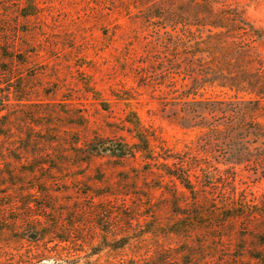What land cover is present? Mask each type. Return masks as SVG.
<instances>
[{
  "label": "rangeland",
  "instance_id": "obj_1",
  "mask_svg": "<svg viewBox=\"0 0 264 264\" xmlns=\"http://www.w3.org/2000/svg\"><path fill=\"white\" fill-rule=\"evenodd\" d=\"M206 13L228 17L225 31L245 29L232 23L239 19L260 31L256 40L238 38L237 58L264 74V0H0V66L8 73L0 79V264L264 259V215H223L264 205L263 151L252 140L239 142L244 155H232L233 138H246L233 116L195 114L194 125L208 128L202 135L168 121L187 109L178 101L184 85L211 66L207 55L168 49L165 30L179 14L195 25ZM207 30H199L203 39ZM255 87L264 107V79ZM192 93L251 98L200 84ZM130 112L172 154L158 157L191 165L192 194L131 154ZM26 217L46 231L37 242L17 239L21 224L13 221Z\"/></svg>",
  "mask_w": 264,
  "mask_h": 264
},
{
  "label": "trees",
  "instance_id": "obj_2",
  "mask_svg": "<svg viewBox=\"0 0 264 264\" xmlns=\"http://www.w3.org/2000/svg\"><path fill=\"white\" fill-rule=\"evenodd\" d=\"M33 13L24 15V17L32 16ZM183 16L179 14V17L175 19V22L172 23L173 28L171 31L165 30V37L168 41V49H174L177 51L192 50L193 52L185 54L188 58H195L197 56H205L209 59V66L211 69H208L207 72L198 79H193L188 85H184L183 90L178 93V101L181 105L186 106V110L183 111L182 115L177 119H169L168 121L179 127L184 131L197 130L199 134L207 132L208 128L203 126L194 125L193 119L195 114H204L205 116L221 115V116H233L235 117V122L231 126H240L239 131L246 135L244 139H235L234 150L232 155H244L241 152V145L239 142L246 144V141L255 140L256 149L263 151L264 155V107H261L260 99L262 98L256 91V81L258 79H264L261 73L260 66L256 67L255 65H246L241 66L238 64L237 51L238 49V38L241 35L255 40L261 38L260 31L254 29L252 25L246 22L244 19H239L234 21L235 26L237 23L243 25L245 29H235L231 32L225 31L222 26V22L228 20V17L223 14L212 15L210 13L204 14L200 18L199 24H192L187 21V17L182 19ZM198 18V17H195ZM208 27L210 30L206 31L207 35L202 38L201 34L204 27ZM195 28L196 30H194ZM214 30H216L214 32ZM166 40V39H165ZM252 43V42H248ZM229 56L225 57V54ZM2 60V59H1ZM214 62V63H212ZM7 71L2 70L0 66V79L1 76L6 75ZM8 74V73H7ZM261 77V78H260ZM196 84H200L201 87H217L223 89L226 92H231L234 96L239 94H245L251 96L250 100L244 101L237 97L229 99L226 101H206L205 99L199 100L197 95L192 93V89ZM93 93V91H90ZM96 94V93H93ZM24 101L19 100V102ZM196 104L203 105V107H198ZM2 110L0 109V113ZM125 124L128 125V132L132 135V138L135 140V143L132 145L131 154H140L141 158L148 162L146 166H155L160 165L164 168L162 174L165 178L176 182L177 186H180V189H183L188 194H192L194 182L192 181L191 171L188 170V166L191 165L182 159H172L171 157H158V155H172L170 151L164 150L157 146L156 137L141 124L138 116L135 113L130 112L126 119ZM237 124V125H236ZM230 128V126H228ZM262 146V147H261ZM157 150H159L157 152ZM91 152L94 151L93 148L90 149ZM1 152V151H0ZM1 154V153H0ZM173 155H189L187 153ZM127 156V155H123ZM161 158L163 163H158L157 159ZM168 160L175 161V163L168 164ZM3 160L0 158V163ZM153 163V164H152ZM233 166H236L235 164ZM191 170V169H190ZM2 175V174H1ZM5 177V174L2 175ZM8 183L5 182L2 186H7ZM239 207L234 206L230 210L226 211L225 216L226 220L229 219H238L245 216H261L264 215V211L260 209L264 208V205H261L259 208L254 206V212L239 211ZM250 212V213H248ZM195 220H200L199 214H194ZM29 218L26 219H16L14 224H21V227L18 228V232L22 236H17L18 240H33L34 242L42 239L46 231L42 229L38 221L30 222ZM197 222V221H195ZM59 242H64L65 240L59 239ZM258 261V264H264V259L261 257H254ZM37 261H42L44 259L35 258Z\"/></svg>",
  "mask_w": 264,
  "mask_h": 264
}]
</instances>
